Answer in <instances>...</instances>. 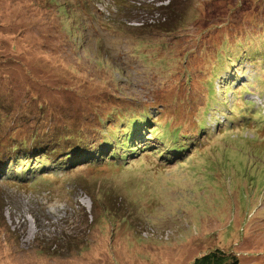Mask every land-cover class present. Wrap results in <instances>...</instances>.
I'll list each match as a JSON object with an SVG mask.
<instances>
[{
	"label": "rangeland",
	"instance_id": "1",
	"mask_svg": "<svg viewBox=\"0 0 264 264\" xmlns=\"http://www.w3.org/2000/svg\"><path fill=\"white\" fill-rule=\"evenodd\" d=\"M249 2L0 0V264H189L248 220L231 255L264 264V46L216 38L193 62ZM186 54L209 78L171 94L161 74ZM109 138L111 161L84 163ZM127 220L158 243L131 249Z\"/></svg>",
	"mask_w": 264,
	"mask_h": 264
},
{
	"label": "trees",
	"instance_id": "2",
	"mask_svg": "<svg viewBox=\"0 0 264 264\" xmlns=\"http://www.w3.org/2000/svg\"><path fill=\"white\" fill-rule=\"evenodd\" d=\"M216 1H218V0H216ZM260 1H261V3H264V0H260ZM192 3H194V0H192ZM249 5H250V7L247 9L248 11H246V9H243V8L241 9V11L243 10L242 13L238 14L239 17H240L241 22L240 23L239 22H234L235 24H233V28L228 29L229 25H227L225 27V29L219 30L216 33L210 32L208 30L206 32V34L202 37V38H204L206 35H207L206 37H210L208 39V42H212V44L210 46H208V47H205L204 49L201 48V47H199L198 50L196 49L198 54H196L194 56L193 62L195 64H197V66H199V68H200V65H201V63H200L201 61H205L206 62L204 66L208 65L207 64L209 62L208 60H210L211 62L213 61V59L215 57L216 48L218 49V47H216V45H215V42L217 41V39L220 41V43L222 42L221 48L224 47L225 44L227 45L231 41H236V40H239L241 42L247 43L248 46L246 47V51L241 53L244 58H249V54H250L248 52L249 49H250V51H252V48H254V47L260 48L261 46H264V15H261L262 12H263L262 9H261L262 6H261V8H259V5H261V4H259L257 0H250ZM227 6H229V5L227 4ZM193 7H194L195 10L197 9L195 6H193ZM258 12H261V13H258ZM195 14H197V13H195ZM31 24L36 25V23H31ZM201 27H204V26H201ZM231 32H232V35H231L232 38L230 36ZM241 35H242V37L240 38ZM222 39H224V40L222 41ZM205 43H206V41L203 42V44H205ZM204 50H205V52H204ZM201 52H203L202 55H200ZM217 52H219V50ZM205 54H209V55L206 57ZM217 54L218 53H216V57H217ZM187 56H188V54H186L184 57L178 58L177 60L171 61L168 64L169 66H167L165 68V72L162 71L163 75L166 72L170 73L169 76H165V75L162 76V74H161V77H162V80L165 81V83L167 84V87H169V91L168 92H170L171 94H178L179 90L181 88H184V87H181L182 85L179 83L181 80H182V82L183 81H186V82L188 81V85H189V83H191L192 84L191 88H192L195 83H200L201 87H204V83H202L200 81L201 78H203L202 79L203 82H204V80H208V78H209L208 73H209L210 70H207V74H204V75H202L203 72H201L200 75H202V76L199 77L198 81H194L193 82V80H194L193 78H188V74L187 73L186 74L183 73L182 64L180 63V61L185 60L187 58ZM219 56H222V55H219ZM219 56L216 58V60L221 58ZM229 60H231V59H229ZM226 63H227V61H226ZM179 66L181 67V69H178ZM194 66H193V68H194ZM197 66L195 67V69L197 68ZM185 78H187V79L184 80ZM209 81H213V80L210 79ZM157 84H158V82H157ZM178 88H180V89H178ZM188 89H189V86L185 88V91L188 90ZM203 90H204V88H203ZM190 92L188 93V97L189 98L191 97ZM30 93L31 92L26 93V94H30ZM32 99H35V97H32ZM7 107L10 109L11 108V104L7 103ZM134 117L135 118H133V121L131 122L132 124L137 122V120L139 121V119H140V117H137V116H134ZM131 130H132V128H130V129L127 128V132H126L127 135L124 138H122V142L124 143V145L125 144H132L133 145L134 144L133 143V136L131 135ZM107 141L108 142H106V145H105V147H107L105 149L106 155L104 154V152H102L103 151V150H101L102 147H99L100 150L99 149H94V148H92V149L89 148L88 152H85V153L82 154V156H85L87 153H89V155H91V157L85 156V157H88V158H86L84 163L102 161V160H105L106 158L111 161L110 157H111V155L113 153H115V154L117 153V149H115L116 146H114L111 143V138H109V140H107ZM139 142H140V140H138V142L135 141V143H139ZM140 147H141L140 145L134 146L132 148L131 152H125L123 154V156L126 157L127 155L137 154L138 153V149ZM72 149L73 150L68 152L64 156V158L65 159H70V161H73L74 159H76L75 161H77L78 163L82 162V159H84V158H80L78 156L79 150L77 148H72ZM29 165H30L29 169H32L33 165L31 164L30 159L28 161L27 160H21L20 162H15L14 165H12L13 169H15L14 170V177L16 176L15 172H22V169L23 170H27V166H29ZM17 166H19V167L15 168ZM24 177L25 176H22V178H24ZM123 221L124 220H122L121 223ZM127 221H128L129 224H132V226H129L128 224H126V228H124V229H126V232H127L128 235L124 236V237H125V240H126L125 241L126 244L127 245L130 244V248L131 249L134 248L135 244H140V246H142L143 242H144L143 240H147V241H145V244H148V245H149L150 242H152V244L158 243V239H157L156 236H154V237H152V236H150V237L142 236V229H141L142 225L140 223L137 224L136 222H132V221H129V220H127ZM134 224L139 225V229ZM245 226L246 227L247 226H249V227L251 226L250 225V220H248L247 222H244L241 225L242 234H240V235H244L246 233L247 229H246ZM249 227H248V229H249ZM143 230H144V228H143ZM233 234H234L233 238H231V237L229 238V236H226V238H225L226 242L225 243L223 242V240H221V241L216 240L215 239L216 238V234H205L202 239H199V240L196 241V245L195 246H196L197 249H198V247L200 245H203V244H205L207 242L212 243L211 241H215L213 243H221L222 246L226 245L225 248L220 247L221 245H219V247L215 246L212 249L203 252L202 254L199 253V255H196L195 257L193 256L192 258H191V255L193 254L194 251L193 252H186L185 253V259L190 261V262H188L189 264H239L237 259L231 254L233 253V249L235 248L234 247V242L236 243V239L240 235L236 234V232L233 233ZM184 237H185V234L182 235V238H184ZM220 237L221 238L223 237L222 233H220ZM137 239H140V240L142 239V242L139 243V241H137ZM185 240H186V238H185ZM202 241H205V243L201 244L200 242H202ZM227 243H228V245H227ZM178 249H180V247H178ZM184 249H185V247H182V249H180L178 252H181ZM134 250H138V249H134ZM147 261H149V260H147Z\"/></svg>",
	"mask_w": 264,
	"mask_h": 264
},
{
	"label": "clouds",
	"instance_id": "3",
	"mask_svg": "<svg viewBox=\"0 0 264 264\" xmlns=\"http://www.w3.org/2000/svg\"><path fill=\"white\" fill-rule=\"evenodd\" d=\"M162 4H164V2H162Z\"/></svg>",
	"mask_w": 264,
	"mask_h": 264
}]
</instances>
